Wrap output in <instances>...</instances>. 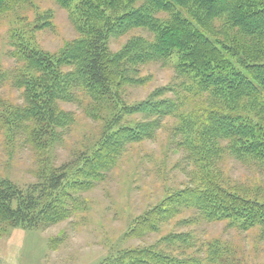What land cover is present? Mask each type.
I'll use <instances>...</instances> for the list:
<instances>
[{"label": "trees", "instance_id": "16d2710c", "mask_svg": "<svg viewBox=\"0 0 264 264\" xmlns=\"http://www.w3.org/2000/svg\"><path fill=\"white\" fill-rule=\"evenodd\" d=\"M34 1L0 0V19L22 15ZM55 1L68 11L78 38L55 56L37 47L33 33L8 28V55L16 64L0 70V86L7 82L20 90L24 104L5 119L0 114L1 125L8 124L12 135L24 130L34 147L46 142L47 149L72 118L63 103L79 104L93 118V108H99L95 119L106 133L88 159L95 161L94 174L114 163L122 144L153 140L167 119L176 120L172 142L203 175L142 218L132 237L154 233L188 209L198 221L226 222L242 231L259 228L264 238V190L230 186L220 168L228 155L264 173V0ZM44 23H35V33ZM133 29L151 38L132 37L113 53L111 34ZM149 62L171 65L175 83L144 101L127 103L122 92L142 85L139 66ZM68 172L53 170L47 177L43 171L44 180L27 193L0 177V215L12 227L18 219L32 224L35 192L42 195L46 185L57 192ZM80 182L72 183L70 191L90 184ZM61 202L40 210L46 224L65 219L67 203ZM229 249L220 240L199 244L192 233H172L156 246L131 248L103 264H230Z\"/></svg>", "mask_w": 264, "mask_h": 264}, {"label": "rangeland", "instance_id": "374dc122", "mask_svg": "<svg viewBox=\"0 0 264 264\" xmlns=\"http://www.w3.org/2000/svg\"><path fill=\"white\" fill-rule=\"evenodd\" d=\"M34 4L23 8L22 15L10 14L0 19V70H11L16 64L8 55L7 31L11 26L33 33L37 47L49 55L57 56L69 41L78 38L68 11L55 0H35ZM41 22H45L44 28L35 33V23ZM142 36L151 38L143 29L115 32L109 38V49L118 53L130 38ZM139 70L138 79H145L138 83L142 85L130 86L122 92L129 104L144 101L157 89L175 83L174 68L164 62L142 64ZM23 104L20 90L7 82L0 86V114L4 119L11 116L16 105ZM61 108L72 118L66 127L59 129V139L47 149H44L46 142L34 147L24 130L12 135L10 126L0 123L1 178L27 193L30 187L44 180L40 176L43 171H48L47 177L53 170L69 171L57 192L51 193L48 185L42 195L40 190V195L35 192L38 208H34L35 215L33 212L29 215L36 220L32 224L18 219L12 227L0 215V264H103L131 248L156 246L172 233H192L199 244L220 240L230 248L227 255L231 256L230 264H264V238L259 228L242 231L226 222L198 221L194 211L188 209L157 226L156 232L132 237L135 225L142 218L203 175H197L188 153L172 142L176 120L167 119L153 140L122 144L114 163L90 174L95 161L89 163L88 159L106 133L103 123L95 119L100 109L93 108L96 111L93 118L74 102L63 103ZM220 168L230 186L264 190V173L256 168L228 155L222 159ZM76 181L90 184L85 190L78 186L72 192L71 185ZM61 201L67 203L65 219L46 224L40 210L52 205L56 208ZM190 219L195 224L188 223Z\"/></svg>", "mask_w": 264, "mask_h": 264}]
</instances>
